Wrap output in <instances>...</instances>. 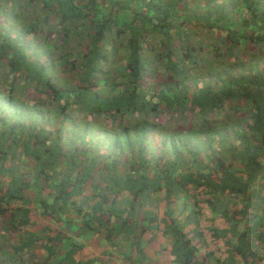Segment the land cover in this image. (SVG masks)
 <instances>
[{
    "label": "trees",
    "instance_id": "1",
    "mask_svg": "<svg viewBox=\"0 0 264 264\" xmlns=\"http://www.w3.org/2000/svg\"><path fill=\"white\" fill-rule=\"evenodd\" d=\"M0 227V264H264V0H0Z\"/></svg>",
    "mask_w": 264,
    "mask_h": 264
},
{
    "label": "rangeland",
    "instance_id": "2",
    "mask_svg": "<svg viewBox=\"0 0 264 264\" xmlns=\"http://www.w3.org/2000/svg\"><path fill=\"white\" fill-rule=\"evenodd\" d=\"M30 17L32 18L33 16H30ZM120 52H121V50H120ZM153 55H155V52L153 53ZM117 58H119V57H117ZM42 222H43L42 219H38V220H35V222H33V223H35V225H40ZM32 227H34V224ZM21 233H22V231L20 229H16L14 231H5L4 229H2L0 227V245L2 247L6 248L8 245L13 243V241L18 238V234H21ZM89 250H91L92 252L95 251L93 248H90ZM149 252H151V251H149ZM152 253H153L152 255L154 258L158 257V259L160 260L159 262H161L162 264H165V260H163V257H161V255L158 253V251H156V249ZM43 255H45V254H44V251L41 247V243H38L36 246H34L33 250H30L27 253H25L22 258L25 259L29 264L30 262H36V261L42 260ZM2 257H4V256L2 254H0V259ZM9 264H21V263H13L11 261Z\"/></svg>",
    "mask_w": 264,
    "mask_h": 264
}]
</instances>
